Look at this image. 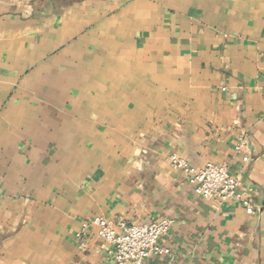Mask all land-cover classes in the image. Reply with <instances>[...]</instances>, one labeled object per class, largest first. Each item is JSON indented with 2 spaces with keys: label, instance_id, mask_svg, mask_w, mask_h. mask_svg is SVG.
<instances>
[{
  "label": "crops",
  "instance_id": "obj_1",
  "mask_svg": "<svg viewBox=\"0 0 264 264\" xmlns=\"http://www.w3.org/2000/svg\"><path fill=\"white\" fill-rule=\"evenodd\" d=\"M95 217L171 220L143 264H264V0H0V264H114Z\"/></svg>",
  "mask_w": 264,
  "mask_h": 264
},
{
  "label": "built area",
  "instance_id": "obj_2",
  "mask_svg": "<svg viewBox=\"0 0 264 264\" xmlns=\"http://www.w3.org/2000/svg\"><path fill=\"white\" fill-rule=\"evenodd\" d=\"M168 160L172 169L185 176L196 196L213 203H240L248 215L253 213L249 191L241 190V182L225 165L206 163L200 169L194 170L187 161L176 155H171ZM243 161H247V158H243ZM89 224L95 228L97 238L110 249L114 264H143L149 257L170 254L160 244V239L172 227L169 219L126 224L123 221L113 222L103 217H95Z\"/></svg>",
  "mask_w": 264,
  "mask_h": 264
}]
</instances>
